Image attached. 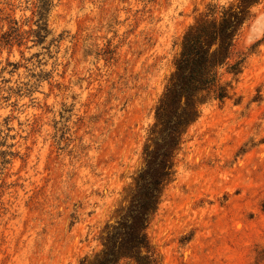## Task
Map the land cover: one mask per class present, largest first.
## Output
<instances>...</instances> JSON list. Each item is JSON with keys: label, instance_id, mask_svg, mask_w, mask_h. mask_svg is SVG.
Segmentation results:
<instances>
[{"label": "rangeland", "instance_id": "obj_1", "mask_svg": "<svg viewBox=\"0 0 264 264\" xmlns=\"http://www.w3.org/2000/svg\"><path fill=\"white\" fill-rule=\"evenodd\" d=\"M237 1L0 0V264L101 251L183 35ZM235 49L241 102L199 106L147 229L160 264H264V0Z\"/></svg>", "mask_w": 264, "mask_h": 264}, {"label": "trees", "instance_id": "obj_2", "mask_svg": "<svg viewBox=\"0 0 264 264\" xmlns=\"http://www.w3.org/2000/svg\"><path fill=\"white\" fill-rule=\"evenodd\" d=\"M262 2L209 3L187 29L166 89L153 108L143 149L145 165L134 179L129 204L119 211L116 221L101 230V251L82 258L79 264H160L147 237L151 218L173 175L187 129L200 116L199 106L210 101L223 104L233 98L237 104L241 102L236 98L235 84L256 49L244 54L235 48ZM39 25L42 28L45 24Z\"/></svg>", "mask_w": 264, "mask_h": 264}]
</instances>
